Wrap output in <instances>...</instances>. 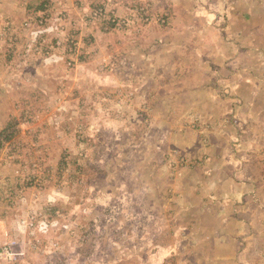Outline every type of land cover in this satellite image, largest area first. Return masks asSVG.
I'll return each instance as SVG.
<instances>
[{"label": "rangeland", "instance_id": "1", "mask_svg": "<svg viewBox=\"0 0 264 264\" xmlns=\"http://www.w3.org/2000/svg\"><path fill=\"white\" fill-rule=\"evenodd\" d=\"M23 1L0 264H264V0Z\"/></svg>", "mask_w": 264, "mask_h": 264}, {"label": "crops", "instance_id": "2", "mask_svg": "<svg viewBox=\"0 0 264 264\" xmlns=\"http://www.w3.org/2000/svg\"><path fill=\"white\" fill-rule=\"evenodd\" d=\"M68 1H70V0H68ZM22 2L24 3L23 0H0V7H1V4L2 3H5V7L8 8V11L6 10V12L9 13V14H11L12 12H14V14H16V13L19 12L17 10H23V5L24 4H22ZM235 6H236V3H233L232 4V7H235ZM27 9H29V8H27ZM21 14L24 15L23 13H21ZM0 15L2 17V14H0ZM24 19H25V17H24ZM252 192H250V193L252 194Z\"/></svg>", "mask_w": 264, "mask_h": 264}, {"label": "trees", "instance_id": "3", "mask_svg": "<svg viewBox=\"0 0 264 264\" xmlns=\"http://www.w3.org/2000/svg\"><path fill=\"white\" fill-rule=\"evenodd\" d=\"M46 3H47V2H46ZM46 3L41 4V6H44ZM41 10H43V8H41ZM41 10L37 9L36 11H37V12H40ZM11 138H12V136H11V135H8V136L6 137V140H10Z\"/></svg>", "mask_w": 264, "mask_h": 264}]
</instances>
